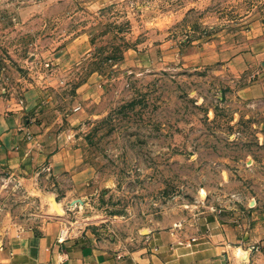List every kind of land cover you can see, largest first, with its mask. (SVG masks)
Segmentation results:
<instances>
[{
  "label": "rangeland",
  "instance_id": "rangeland-1",
  "mask_svg": "<svg viewBox=\"0 0 264 264\" xmlns=\"http://www.w3.org/2000/svg\"><path fill=\"white\" fill-rule=\"evenodd\" d=\"M262 34L264 0H0V101L34 91L79 150L63 177L0 166V245L46 223L124 249L217 223L264 242V99L227 67Z\"/></svg>",
  "mask_w": 264,
  "mask_h": 264
},
{
  "label": "crops",
  "instance_id": "crops-1",
  "mask_svg": "<svg viewBox=\"0 0 264 264\" xmlns=\"http://www.w3.org/2000/svg\"><path fill=\"white\" fill-rule=\"evenodd\" d=\"M227 67L236 77L244 75L245 82L236 92L238 98L263 100L264 34L250 42L245 54L233 57ZM36 99L34 91H28L17 103L0 101V166L44 165L63 177L77 161L79 150L69 136L64 144L57 134H50L37 110L34 116L29 114ZM26 134L31 135L30 141ZM83 174L85 171L76 169L68 178L79 185ZM0 264H264V242L254 240L249 226L239 231L234 225L217 223L214 231L187 239L176 230L152 233L141 247L124 249L89 235H68L63 226L46 223L8 237L0 245Z\"/></svg>",
  "mask_w": 264,
  "mask_h": 264
},
{
  "label": "bare ground",
  "instance_id": "bare-ground-1",
  "mask_svg": "<svg viewBox=\"0 0 264 264\" xmlns=\"http://www.w3.org/2000/svg\"><path fill=\"white\" fill-rule=\"evenodd\" d=\"M75 204H80L81 205V202H72L70 205H75ZM50 214L53 215V216H64L65 214V211L63 209V206L61 203H58L54 200H52V202H50Z\"/></svg>",
  "mask_w": 264,
  "mask_h": 264
},
{
  "label": "built area",
  "instance_id": "built-area-1",
  "mask_svg": "<svg viewBox=\"0 0 264 264\" xmlns=\"http://www.w3.org/2000/svg\"><path fill=\"white\" fill-rule=\"evenodd\" d=\"M26 139H27L28 141H30V140L32 139L31 135H30V134H26Z\"/></svg>",
  "mask_w": 264,
  "mask_h": 264
}]
</instances>
